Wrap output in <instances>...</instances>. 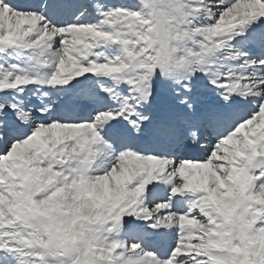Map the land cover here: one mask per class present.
<instances>
[{
    "label": "snow or ice",
    "instance_id": "snow-or-ice-1",
    "mask_svg": "<svg viewBox=\"0 0 264 264\" xmlns=\"http://www.w3.org/2000/svg\"><path fill=\"white\" fill-rule=\"evenodd\" d=\"M0 264H264V0H0Z\"/></svg>",
    "mask_w": 264,
    "mask_h": 264
}]
</instances>
